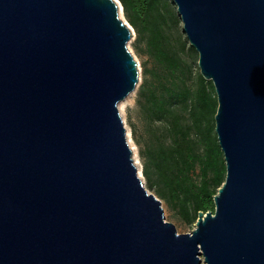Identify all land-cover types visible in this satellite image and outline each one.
Masks as SVG:
<instances>
[{"label":"water","instance_id":"95a60500","mask_svg":"<svg viewBox=\"0 0 264 264\" xmlns=\"http://www.w3.org/2000/svg\"><path fill=\"white\" fill-rule=\"evenodd\" d=\"M172 1L215 90L214 210L177 233L143 184L118 0H0V264H264V0Z\"/></svg>","mask_w":264,"mask_h":264},{"label":"trees","instance_id":"16d2710c","mask_svg":"<svg viewBox=\"0 0 264 264\" xmlns=\"http://www.w3.org/2000/svg\"><path fill=\"white\" fill-rule=\"evenodd\" d=\"M142 57L131 137L146 186L182 221L213 211L225 178L214 130L217 100L211 80L195 65L197 52L171 34L179 18L172 0H118Z\"/></svg>","mask_w":264,"mask_h":264},{"label":"rangeland","instance_id":"374dc122","mask_svg":"<svg viewBox=\"0 0 264 264\" xmlns=\"http://www.w3.org/2000/svg\"><path fill=\"white\" fill-rule=\"evenodd\" d=\"M172 5H173V7H174V9L176 11L175 4L173 3ZM176 13H177V11H176ZM122 17H124L123 13H122ZM178 17H179V15H178ZM171 34L176 39H180V40L184 41L185 47H186L185 48L186 52H184L185 56L191 57L189 52H188V50H187V46H189V42L187 40V37H186L184 31L182 30V21H181L180 17L177 19L176 23L171 25ZM134 37H135V35H133L127 41V47L129 49V51L131 52V54L133 55V58L137 62L138 81L136 83L135 88L125 98H123L119 102V104H118V108L119 109L118 110H119V114L121 115V118H122V120L124 122V125L126 127V130H127L129 144L133 148V158H134L135 164L137 165V167L139 169V172L141 173V162H140V158H139V155H138V148H137V145L134 143V141H133V139L131 137L130 127H129L130 121L135 120V115H136V111H135L136 93H137L138 85L141 82V76H142V66H141L142 57L135 53V49L133 47ZM195 65L197 66V59L195 61ZM197 68H198V66H197ZM141 178L143 180L144 186L148 189V191L153 192L151 189H149L146 186L145 179H144L142 173H141ZM161 206L163 208V214H164L165 220L174 224L177 233L190 232L194 228V226H195L194 223L192 225H189V224L185 223L184 221H182L178 216H176L167 207V205L165 204L164 201H161ZM200 264H205V263L201 262Z\"/></svg>","mask_w":264,"mask_h":264},{"label":"bare ground","instance_id":"6f19581e","mask_svg":"<svg viewBox=\"0 0 264 264\" xmlns=\"http://www.w3.org/2000/svg\"><path fill=\"white\" fill-rule=\"evenodd\" d=\"M119 16L121 17V18H123L122 17V10L121 9H119ZM119 104V103H118ZM119 109V108H118ZM133 149V148H132Z\"/></svg>","mask_w":264,"mask_h":264}]
</instances>
